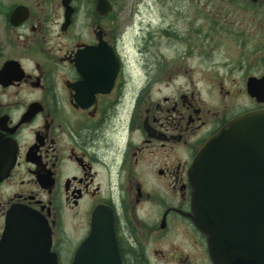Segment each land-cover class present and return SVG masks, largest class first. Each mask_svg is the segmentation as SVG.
<instances>
[{"label": "flooded vegetation", "instance_id": "flooded-vegetation-1", "mask_svg": "<svg viewBox=\"0 0 264 264\" xmlns=\"http://www.w3.org/2000/svg\"><path fill=\"white\" fill-rule=\"evenodd\" d=\"M107 1L0 0V264H215L189 169L264 109V0Z\"/></svg>", "mask_w": 264, "mask_h": 264}, {"label": "water", "instance_id": "water-1", "mask_svg": "<svg viewBox=\"0 0 264 264\" xmlns=\"http://www.w3.org/2000/svg\"><path fill=\"white\" fill-rule=\"evenodd\" d=\"M70 1L63 0L67 9ZM98 7L108 12L109 3L98 0ZM248 87V94L263 103V80L261 85L251 78ZM189 176L193 220L208 239L214 263L264 264V109L240 115L217 132L197 154ZM43 235H38V248L19 252L26 254L23 264H49L50 240L44 242Z\"/></svg>", "mask_w": 264, "mask_h": 264}, {"label": "rangeland", "instance_id": "rangeland-1", "mask_svg": "<svg viewBox=\"0 0 264 264\" xmlns=\"http://www.w3.org/2000/svg\"><path fill=\"white\" fill-rule=\"evenodd\" d=\"M157 2V1H156ZM122 5L128 6V9H132L135 10L137 9V6L142 4V3H152V0H122L120 2ZM139 9L143 10L145 9L144 6H140ZM123 14H126V20H130L129 22L132 21L133 19V14L134 11L130 12L129 10H127L126 12H124ZM147 20V17L145 16V18ZM145 20V21H146ZM206 94V93H203ZM234 96V102H236V104L238 105H244V104H248L247 108H252L254 106V103L249 102L246 98H245V93H233Z\"/></svg>", "mask_w": 264, "mask_h": 264}]
</instances>
